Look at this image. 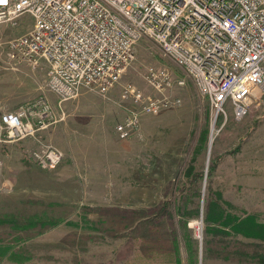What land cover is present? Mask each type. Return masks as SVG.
I'll use <instances>...</instances> for the list:
<instances>
[{
	"label": "rangeland",
	"instance_id": "obj_1",
	"mask_svg": "<svg viewBox=\"0 0 264 264\" xmlns=\"http://www.w3.org/2000/svg\"><path fill=\"white\" fill-rule=\"evenodd\" d=\"M31 24L24 14L17 25L0 27V103L14 110L43 96L58 120L36 137L0 143V264H258L209 256L205 245L214 231V239L260 244L249 250L261 256L264 240L218 223L207 231L213 224L205 217L210 204L216 218L250 216L264 224V91H256L242 117L227 107L226 119L212 123L192 80L141 39L108 92L83 87L58 104L46 86V61L33 66L8 49ZM150 66L184 83L157 91L145 78ZM126 87L168 105L142 113L122 138L116 124L138 107L122 94ZM45 146L64 153L53 168L32 157Z\"/></svg>",
	"mask_w": 264,
	"mask_h": 264
},
{
	"label": "built area",
	"instance_id": "obj_2",
	"mask_svg": "<svg viewBox=\"0 0 264 264\" xmlns=\"http://www.w3.org/2000/svg\"><path fill=\"white\" fill-rule=\"evenodd\" d=\"M24 14L31 29L11 38L8 49L33 66L46 61V86L58 104L83 87L108 92L141 39L153 41L192 80L209 103L212 123L226 119L227 107L242 117L256 91H264V0H2L0 27L17 25ZM145 78L157 91L184 83L158 66H150ZM122 94L138 105L115 126L122 138L142 113L168 105L164 97H145L129 87ZM56 120L43 96L0 109V143L41 135ZM32 157L39 167L53 168L64 153L45 146Z\"/></svg>",
	"mask_w": 264,
	"mask_h": 264
},
{
	"label": "trees",
	"instance_id": "obj_3",
	"mask_svg": "<svg viewBox=\"0 0 264 264\" xmlns=\"http://www.w3.org/2000/svg\"><path fill=\"white\" fill-rule=\"evenodd\" d=\"M217 159V158H216ZM216 159L213 160V162L211 163L210 166V170H212L215 167L216 164ZM214 209L210 204L207 207V215L205 217V221L208 224H213V228H210L209 226H207V231H211L215 228H217L215 226V223H218L220 225V227H228L231 226L233 228H236V232L243 234L245 237H249L252 236L254 238H259L264 240V224H260V223H254L252 221V218H250V216L244 217V218H240L238 221H236V219L233 216H230L229 214H227L224 217H220V218H216L215 217V213H214ZM254 228L256 229V233L254 235H251L248 231ZM220 230V229H218ZM218 231H214L211 238L207 240L206 242V249H207V254L209 256H213V257H223L224 258H233V259H237L240 261H249V262H257L258 264H264V255H259L257 254V251L252 252L253 254H250V250L251 248H257L260 246V244H256V243H249V242H242L239 240H233V239H229L227 238L228 241L226 240H222L221 239H214V236ZM214 242H218V243H224L225 245L222 247L221 250H218L219 248H216V245H213Z\"/></svg>",
	"mask_w": 264,
	"mask_h": 264
},
{
	"label": "crops",
	"instance_id": "obj_4",
	"mask_svg": "<svg viewBox=\"0 0 264 264\" xmlns=\"http://www.w3.org/2000/svg\"><path fill=\"white\" fill-rule=\"evenodd\" d=\"M0 109L5 110V105L0 103Z\"/></svg>",
	"mask_w": 264,
	"mask_h": 264
},
{
	"label": "snow or ice",
	"instance_id": "obj_5",
	"mask_svg": "<svg viewBox=\"0 0 264 264\" xmlns=\"http://www.w3.org/2000/svg\"><path fill=\"white\" fill-rule=\"evenodd\" d=\"M0 2H2V0H0Z\"/></svg>",
	"mask_w": 264,
	"mask_h": 264
},
{
	"label": "water",
	"instance_id": "obj_6",
	"mask_svg": "<svg viewBox=\"0 0 264 264\" xmlns=\"http://www.w3.org/2000/svg\"><path fill=\"white\" fill-rule=\"evenodd\" d=\"M210 144V143H209Z\"/></svg>",
	"mask_w": 264,
	"mask_h": 264
}]
</instances>
